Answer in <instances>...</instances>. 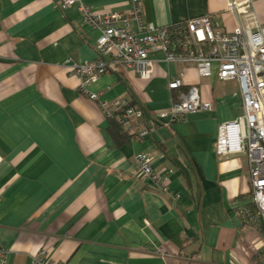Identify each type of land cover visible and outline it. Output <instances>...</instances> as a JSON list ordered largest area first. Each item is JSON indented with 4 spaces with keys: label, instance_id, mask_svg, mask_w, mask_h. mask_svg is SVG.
<instances>
[{
    "label": "crops",
    "instance_id": "1",
    "mask_svg": "<svg viewBox=\"0 0 264 264\" xmlns=\"http://www.w3.org/2000/svg\"><path fill=\"white\" fill-rule=\"evenodd\" d=\"M96 11L126 12L131 0H81ZM139 0L144 21L164 26L208 15L231 33L264 0ZM131 27L134 23L131 22ZM98 31L76 5L57 0H0V244L5 264H30L39 248L57 264H257L261 237L238 210L251 202L247 157H219L217 126L241 114L235 81L200 77L167 63L159 50L147 79L109 70L87 86L100 99L126 98L143 110L117 143L107 117L79 89L71 65L96 58ZM198 88L212 104L185 121L157 116L177 91ZM240 110V113L237 111ZM238 113V114H237ZM145 152L167 190L135 171Z\"/></svg>",
    "mask_w": 264,
    "mask_h": 264
},
{
    "label": "built area",
    "instance_id": "2",
    "mask_svg": "<svg viewBox=\"0 0 264 264\" xmlns=\"http://www.w3.org/2000/svg\"><path fill=\"white\" fill-rule=\"evenodd\" d=\"M72 5L77 6L82 22L99 33L96 58L71 65L72 71L80 78L79 89L99 106L106 117L117 111V122L126 131L130 129L131 118L143 115L139 105L126 98L102 100L98 93L88 91L87 86L109 70H132L140 78H149L156 62L149 57L150 52L159 50L163 54L162 60L167 63L192 65L200 77L208 76L212 63H215L220 80L237 83L241 114L218 124L214 150L219 157L235 153H244L247 157L251 202L238 212L259 230L262 243L257 264H264V24L253 11H249L231 33L213 26L208 15L158 26L142 19L139 0H131L126 12L96 11L81 0H57L60 9ZM237 5L231 0L227 7L236 9ZM183 84L180 77H171L167 87L177 94L169 109L157 116L167 118L169 122H182L189 113L212 107L210 102L200 99L196 86L182 89ZM146 133L147 129L142 128L132 134L131 139ZM133 157L139 176L167 190L164 178L152 169L147 153L136 152ZM7 252L8 248L0 244V264H5ZM30 264L57 263L45 249L39 248L32 255Z\"/></svg>",
    "mask_w": 264,
    "mask_h": 264
},
{
    "label": "trees",
    "instance_id": "3",
    "mask_svg": "<svg viewBox=\"0 0 264 264\" xmlns=\"http://www.w3.org/2000/svg\"><path fill=\"white\" fill-rule=\"evenodd\" d=\"M117 114H118L117 111H113L111 115L107 117L109 124V131L115 142L122 143L125 140L131 138V135L129 134L128 131L124 130L122 126L117 122L116 119Z\"/></svg>",
    "mask_w": 264,
    "mask_h": 264
},
{
    "label": "rangeland",
    "instance_id": "4",
    "mask_svg": "<svg viewBox=\"0 0 264 264\" xmlns=\"http://www.w3.org/2000/svg\"><path fill=\"white\" fill-rule=\"evenodd\" d=\"M237 112H238V113H240V110H239V111H237ZM238 113H237V114H238Z\"/></svg>",
    "mask_w": 264,
    "mask_h": 264
}]
</instances>
